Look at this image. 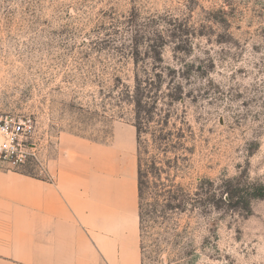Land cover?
Listing matches in <instances>:
<instances>
[{
    "label": "rangeland",
    "instance_id": "obj_1",
    "mask_svg": "<svg viewBox=\"0 0 264 264\" xmlns=\"http://www.w3.org/2000/svg\"><path fill=\"white\" fill-rule=\"evenodd\" d=\"M160 61L179 76L192 66L167 128L183 130L180 147L144 137L181 204L153 214L147 196L143 264H264V198L246 193L264 196V0H0V118L35 128L18 170L42 175L65 136L109 145L133 128L111 87ZM235 186L243 198L228 201Z\"/></svg>",
    "mask_w": 264,
    "mask_h": 264
},
{
    "label": "crops",
    "instance_id": "obj_2",
    "mask_svg": "<svg viewBox=\"0 0 264 264\" xmlns=\"http://www.w3.org/2000/svg\"><path fill=\"white\" fill-rule=\"evenodd\" d=\"M0 264H143L135 127L63 137L38 177L0 169Z\"/></svg>",
    "mask_w": 264,
    "mask_h": 264
},
{
    "label": "trees",
    "instance_id": "obj_3",
    "mask_svg": "<svg viewBox=\"0 0 264 264\" xmlns=\"http://www.w3.org/2000/svg\"><path fill=\"white\" fill-rule=\"evenodd\" d=\"M153 52L160 57L162 56L161 52ZM162 64L163 61H160L159 64L153 66L152 70H146L143 76L140 75L139 67L136 66L133 84L127 85L121 79H116L110 90V95L114 96V98L109 97L111 100H115L113 106L119 109L118 112H123L124 107H130L133 115V126L136 129L137 137L141 233L145 218L149 215L147 214V204L145 203L149 194H153L154 198L151 205L154 211L153 214H156L158 208L173 210L180 208L181 204L177 194L179 190L182 191L180 186L176 187L175 192L164 193L165 186L160 183L163 169L158 167L157 156L146 158V155L149 154V143L144 140V137L151 134L156 150L164 154H167L171 149L175 150L180 147V141L184 134L183 130H179V133H172L168 132L167 128L171 117L173 115L178 116L174 109L176 105L184 100L183 81L188 79V72L192 66H183L182 76H179L180 74L175 69L162 67ZM153 71H160V73L154 74ZM171 84H174V88ZM164 88H166V92ZM160 104L166 109L160 108ZM174 139L178 140L179 143L174 145ZM230 188L231 190L226 189L228 201H233L234 199L240 201L243 197L240 195L239 187ZM259 190L257 188H249L246 192L247 196L250 197L248 203L254 199L264 198L259 193ZM204 191V204H206L204 207H207V205L212 207L216 200V193L212 190ZM161 199L163 200L162 204Z\"/></svg>",
    "mask_w": 264,
    "mask_h": 264
},
{
    "label": "built area",
    "instance_id": "obj_4",
    "mask_svg": "<svg viewBox=\"0 0 264 264\" xmlns=\"http://www.w3.org/2000/svg\"><path fill=\"white\" fill-rule=\"evenodd\" d=\"M34 132L30 119L0 118L1 170L19 171L25 166L28 157L34 156V149L29 144Z\"/></svg>",
    "mask_w": 264,
    "mask_h": 264
}]
</instances>
